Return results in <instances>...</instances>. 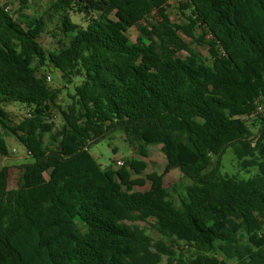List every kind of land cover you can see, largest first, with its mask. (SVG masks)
<instances>
[{"label":"trees","instance_id":"1","mask_svg":"<svg viewBox=\"0 0 264 264\" xmlns=\"http://www.w3.org/2000/svg\"><path fill=\"white\" fill-rule=\"evenodd\" d=\"M34 3L0 0V129L27 148L49 141L18 167L17 188L0 168V264H264V230L249 229L264 217V0L181 2L174 39L142 24L152 13L170 23L169 0H49L31 13ZM8 103L26 106L14 125ZM117 131L141 158L160 146L163 172L143 178L134 156L103 168L89 146ZM229 148L252 176L221 171ZM9 154L0 134V164ZM174 169L179 184L167 186ZM148 220L160 239L134 224Z\"/></svg>","mask_w":264,"mask_h":264},{"label":"rangeland","instance_id":"2","mask_svg":"<svg viewBox=\"0 0 264 264\" xmlns=\"http://www.w3.org/2000/svg\"><path fill=\"white\" fill-rule=\"evenodd\" d=\"M5 2L6 0H1ZM49 4V0H35L33 8L29 12H37L43 13ZM181 2L180 0H169V6L167 7V14L169 16L170 23L164 21L158 13H152L148 19L142 22L143 25L147 26H157L162 31H164L168 37L174 39L173 27L172 25L175 23H179L182 20V14L180 13L179 6ZM12 9H16V6H12ZM73 19H76V16L73 14ZM201 33V29H197L196 35ZM129 35L132 41L140 47H145L148 44V41L142 38L139 34V27L137 25L133 26L129 30ZM209 38V36H207ZM188 42L191 40L184 36ZM39 42L43 45V47L47 50H52L56 47L55 41L51 38L49 33L43 34ZM192 42V41H191ZM192 47L201 52L205 56H209L208 48L204 44H199L197 42H192ZM180 56L185 57L187 55L186 52L179 53ZM40 75V74H38ZM47 76L51 77V80L48 81V85L51 88L58 89L59 92V102L61 105L65 106L67 104V91L64 88L65 83L61 79L60 72L55 69L49 70ZM25 105L20 103H8L5 106V109L8 113V121L10 125H14L18 123V121L23 117L25 110ZM259 114L264 115V102L262 103V109ZM252 119V118H250ZM58 121V118L56 119ZM0 134L4 137L7 148L9 150V156L3 158L0 168L2 166H9V183L8 189H14L18 187V167L23 163H28L33 161L34 155H44L46 153V147L49 144L48 137L41 141L37 138H32L29 143V147H25L17 138L12 136L9 132L0 129ZM30 151V152H29ZM90 153L94 156V158L98 161V163L103 167L107 168L113 166L117 168L118 160H126L132 156L136 158H141L138 155H134L131 148L127 144L124 139L123 133L114 132L111 135H108L97 142L92 143L89 146ZM150 155L148 158H141L147 163V168L142 173V177L145 178L147 174L152 171H156L158 173H162L164 167L166 165V159L164 154L161 152L160 146L158 145H149ZM221 171L230 176H235L239 179H247L255 173L254 169H251L250 172H245L240 169L237 160L235 159L232 150L229 148L223 154L221 158ZM181 179V172L178 169L172 170L169 174L165 176V183L167 186L170 184H179ZM149 184L145 186H137L136 190H145L147 189ZM181 186H177L178 192H181ZM131 223V222H128ZM153 221L148 220V222H136L134 224L139 225L144 228L146 233L151 236L154 240L160 239V234L153 226ZM83 228V227H82ZM256 228V229H255ZM250 232H263L264 230V217L258 216L257 219L250 225ZM246 234H249L247 232ZM167 243H170L167 240ZM183 253V257L190 258L193 257L196 253L194 249H189L185 251H177V255ZM166 263V258L164 257L162 264ZM177 264V262H175Z\"/></svg>","mask_w":264,"mask_h":264},{"label":"built area","instance_id":"3","mask_svg":"<svg viewBox=\"0 0 264 264\" xmlns=\"http://www.w3.org/2000/svg\"><path fill=\"white\" fill-rule=\"evenodd\" d=\"M185 1H187V0H180V2H185ZM47 80H51V77H50V76H47ZM123 163H124V161H122V160H118V161H117V166H122ZM16 188H17V187H16Z\"/></svg>","mask_w":264,"mask_h":264}]
</instances>
